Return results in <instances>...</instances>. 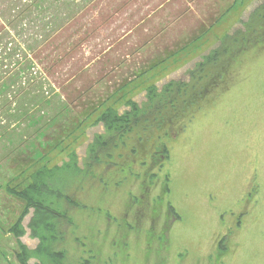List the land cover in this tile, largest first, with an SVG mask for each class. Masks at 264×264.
I'll use <instances>...</instances> for the list:
<instances>
[{
    "label": "rangeland",
    "instance_id": "rangeland-1",
    "mask_svg": "<svg viewBox=\"0 0 264 264\" xmlns=\"http://www.w3.org/2000/svg\"><path fill=\"white\" fill-rule=\"evenodd\" d=\"M233 2L0 0V106L27 76L37 79L29 91L13 92L18 100L14 107L0 109V130L25 132L28 120L42 114L52 120L50 132L66 117L53 119L62 100L78 97L75 113L80 115L88 99L103 100L124 81L129 82L127 97L139 104L146 100L150 84L161 88L170 80L189 81V71L219 46L218 38L240 30L264 0H238L203 39L137 76L195 36L203 22L208 27L214 19L208 16H220ZM254 29L252 37L237 41L243 49L233 55L225 89L214 88L187 118H176L171 138L150 141L155 157L162 144L169 157L143 169L128 164L122 156L134 143L128 138L125 151L114 153L115 164L97 167L80 185L84 207L73 211L77 224L66 240L76 262L93 255L92 264H264V36H259L264 24ZM74 42L80 45L73 47ZM43 46L41 56L49 58L47 63L36 60ZM28 55L33 58L21 62ZM34 106H39L36 112ZM25 113L28 117L20 119ZM18 120L27 121L14 127ZM103 132L102 124L88 126L73 144L80 161L94 136ZM23 135L19 144L25 147L28 135ZM3 145L0 141V163L6 154ZM68 152L52 153L51 165L65 160ZM123 166L125 180H119L113 169ZM18 174L5 176L0 167L5 180ZM23 204L0 185V264H22L18 238L9 229ZM32 214L23 219L26 233L21 240L33 249L39 240L30 235ZM29 264L39 262L31 258Z\"/></svg>",
    "mask_w": 264,
    "mask_h": 264
},
{
    "label": "trees",
    "instance_id": "trees-1",
    "mask_svg": "<svg viewBox=\"0 0 264 264\" xmlns=\"http://www.w3.org/2000/svg\"><path fill=\"white\" fill-rule=\"evenodd\" d=\"M237 2L238 0H234L233 4L220 16L210 14L208 19H214L208 27H206L207 22H203L195 36L187 39L184 45L169 50L166 55L150 63L137 77L155 69L167 58L178 56L192 43L203 39L210 32V28L233 10ZM261 23L264 24V3L251 13L249 19L243 22L240 30L233 34L229 30L224 32L220 39L217 37L219 46L203 55L195 68L189 71V81L170 80L161 88L155 83L150 84L145 88L146 100L142 104L127 97L126 89L129 82L125 83L124 81L103 100L90 102L88 99V105L83 112H80V115L75 113L76 106H79L78 97L76 99L69 97L70 101L68 102L62 100L53 119H58L62 114H66V117L61 116L63 119L59 123L56 122L50 132L47 125L52 120H46L42 114L28 120V129L25 132L2 128L0 141L4 143L6 154L0 167L5 171V176L9 177L17 172L19 174L8 180L0 176V185H4L8 194H12L24 203L23 210L9 229L18 238V260L22 264H29L31 258H36L39 264H92L94 256L87 252H85L86 255H90L87 261L85 258L78 259L76 262V257H72L75 251L69 250L66 241L68 232L77 224L73 211L84 207L79 198V191L83 189V186L80 185L95 175L94 171L97 167L115 164L112 157L117 151H125L128 138L134 139V143L128 150L126 149L128 152L125 153V151L122 155L130 160L128 164L134 163L139 167L142 166L143 169L149 164L157 165L164 160V157H169V149L166 144L161 145L160 157H155V149L150 150V141L164 136L170 138L171 132L169 131L175 129L171 125L174 124L176 118H187L188 112L199 108L214 88L225 89L231 75L232 59L243 49V43L237 45V41L252 37L256 30L254 27L260 26ZM2 31L0 32L2 33ZM259 36H264V34ZM78 45L80 43L74 42L73 47ZM43 48L44 46L36 54L39 55L36 60L47 63L49 58L41 56ZM29 56L32 57L31 55L24 56V60L21 62H27ZM229 67L230 71L225 77ZM27 79L14 91H21L24 88L29 91L30 86L37 79L29 76ZM1 88L6 90L7 85L2 83ZM14 91L10 93L9 99L0 106L2 111L11 109L14 107L13 104L18 101L13 94ZM120 105L129 109L121 112ZM38 109L39 106H34L32 112H36ZM6 117L10 119L11 114L7 113ZM27 117V113H25L20 116V119ZM25 121L27 120L23 122ZM22 123L21 120H18L13 125L18 127ZM99 124L104 126V132L94 136L92 142L87 146L84 158L80 161L77 151L72 148L73 144L79 141L88 126ZM154 128L156 133L152 134ZM23 134L28 135L26 140L28 143L25 147L19 144L21 140H24L25 135ZM48 134H51V138H48ZM66 150L70 151L67 158L63 159L61 163L51 165V154L55 151L65 152ZM146 154L149 158L145 156L143 159L141 156ZM13 164H15V168H12ZM122 169L125 170L124 166L113 169L114 175L118 174L116 177H119V180H125V171L121 177ZM154 175L152 174V177ZM14 179L17 180L16 183H13ZM87 185L91 186V184ZM87 189L88 187L83 192ZM95 190L97 189L91 188L90 192ZM31 210L33 214L29 223L30 235L39 240L37 247L33 249L21 240V237L26 233L23 219Z\"/></svg>",
    "mask_w": 264,
    "mask_h": 264
},
{
    "label": "flooded vegetation",
    "instance_id": "flooded-vegetation-1",
    "mask_svg": "<svg viewBox=\"0 0 264 264\" xmlns=\"http://www.w3.org/2000/svg\"><path fill=\"white\" fill-rule=\"evenodd\" d=\"M176 137H177V135H176ZM176 137H175V139H177ZM170 138H171V137H170ZM175 139H174V140H175ZM170 141H173V140H172V139H170ZM141 162H142V161H141ZM211 196H212V195H211ZM211 196H210V197H211Z\"/></svg>",
    "mask_w": 264,
    "mask_h": 264
},
{
    "label": "bare ground",
    "instance_id": "bare-ground-1",
    "mask_svg": "<svg viewBox=\"0 0 264 264\" xmlns=\"http://www.w3.org/2000/svg\"><path fill=\"white\" fill-rule=\"evenodd\" d=\"M39 258V257H38ZM62 262V261H61Z\"/></svg>",
    "mask_w": 264,
    "mask_h": 264
}]
</instances>
